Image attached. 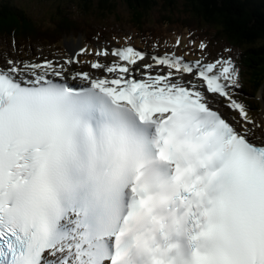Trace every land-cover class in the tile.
Returning <instances> with one entry per match:
<instances>
[{
  "label": "snow or ice",
  "instance_id": "6c2138e0",
  "mask_svg": "<svg viewBox=\"0 0 264 264\" xmlns=\"http://www.w3.org/2000/svg\"><path fill=\"white\" fill-rule=\"evenodd\" d=\"M231 52L6 58L0 264H264V118Z\"/></svg>",
  "mask_w": 264,
  "mask_h": 264
},
{
  "label": "trees",
  "instance_id": "16d2710c",
  "mask_svg": "<svg viewBox=\"0 0 264 264\" xmlns=\"http://www.w3.org/2000/svg\"><path fill=\"white\" fill-rule=\"evenodd\" d=\"M53 1L49 17L42 18L17 0H0V39L62 48L69 36L78 35L93 53L97 38L119 34L107 26L113 17L126 21L132 35L146 42L169 36L171 28L188 41L193 33L198 43L218 36L235 50L240 95L255 112L261 110L257 97L264 92V0H121L127 6L125 19L119 17V0ZM199 25L204 33H199Z\"/></svg>",
  "mask_w": 264,
  "mask_h": 264
},
{
  "label": "rangeland",
  "instance_id": "374dc122",
  "mask_svg": "<svg viewBox=\"0 0 264 264\" xmlns=\"http://www.w3.org/2000/svg\"><path fill=\"white\" fill-rule=\"evenodd\" d=\"M121 0H119L120 2ZM182 1V0H181ZM57 1L50 0L45 1V2H40L39 0H17V3L23 6H26L28 8H31L32 11L37 16H41L42 18H45V15L47 14V17H49L50 13L54 7L55 3ZM127 6L124 5V3L121 1L119 3V13H120V18L125 19L128 16L127 12ZM158 11H156L157 13ZM159 14L157 15V17ZM109 26L110 30L116 31V32H122L121 34L127 33L128 35L132 34V30L130 29L128 23L126 21L118 22V19H115L114 17L109 20ZM161 27V26H160ZM199 33H204L205 29L199 25ZM167 32H170V35H173L175 33V30L173 28L167 29ZM117 36V35H116ZM220 36V35H219ZM105 37V38H102ZM97 38L95 43L93 44L94 47L98 49H102L105 41H111L113 45H116V43H123V44H129V43H137V40H134L131 38V40H126L123 39L122 41L114 40L115 34H111L110 36H102ZM159 42V43H157ZM140 43V42H139ZM174 43V44H172ZM208 47L205 49L203 52L199 49L197 55L192 54L189 57L194 58H201L202 56L208 60L212 61L217 59L220 55H227L228 53H225V49L230 48L232 49L231 55L234 58L235 50L233 49L232 45L227 43L226 41L222 40L218 36H211L209 37V40L205 42ZM186 40H183V44L181 48L175 47V42L173 39H162L160 41H150L147 44H145V47L141 48L138 47L139 49H148L149 51L152 52H157L162 54L165 51H176L178 54L183 52L184 47H186ZM41 44L35 43V44H30L29 47L25 45H19L16 42L12 40H5V39H0V64L4 62L6 58L9 59H16V58H24V59H35V60H42L44 58L48 59H55V60H60L63 61L64 58L72 56L75 52L79 51V49L84 48L83 44V38L82 36H69L66 39L65 45L62 48H57V47H47V46H40ZM78 47V48H77ZM193 47V46H192ZM199 47V43L195 42V46L193 47L194 49ZM237 51V49H236ZM81 61H89L95 59L94 55H89V54H84L81 56ZM109 60L114 59V57H108ZM147 59V58H146ZM235 59V58H234ZM79 67V66H78ZM82 70L84 71H90V68L88 65L84 64L82 66ZM261 101V106L264 108V92H260L259 96L257 97ZM222 102L226 103L223 98H220ZM220 99L219 103L217 105L218 109L222 110L225 115L233 114V115H238L236 113H232L231 110L227 107H223L220 105ZM255 119L261 120L264 118V110L261 111L260 113H254ZM256 135H261L260 132L257 131Z\"/></svg>",
  "mask_w": 264,
  "mask_h": 264
},
{
  "label": "clouds",
  "instance_id": "9594fccd",
  "mask_svg": "<svg viewBox=\"0 0 264 264\" xmlns=\"http://www.w3.org/2000/svg\"><path fill=\"white\" fill-rule=\"evenodd\" d=\"M121 32H119V34H120ZM119 34L116 36V38L114 39V40H118L117 39V37H119ZM133 34V33H132ZM128 35V34H120V38H122L121 40H119V41H122L123 39H125V37H131V38H133V39H135V40H137L133 35ZM175 35H177V36H179V34L178 33H175ZM172 36H166V37H164V39H166V38H171ZM104 38V37H103ZM184 38V37H183ZM163 39V38H162ZM183 40H186V38H184ZM186 43H188L189 44V41H186ZM181 44H183V41L181 42ZM199 45H200V43H199ZM97 50V49H96ZM235 55V54H234ZM235 58V57H234ZM259 96V95H258ZM240 99L241 100H243V101H247L243 96H241L240 95ZM264 110V108H262V106H261V110L259 111V112H261V111H263Z\"/></svg>",
  "mask_w": 264,
  "mask_h": 264
},
{
  "label": "bare ground",
  "instance_id": "6f19581e",
  "mask_svg": "<svg viewBox=\"0 0 264 264\" xmlns=\"http://www.w3.org/2000/svg\"><path fill=\"white\" fill-rule=\"evenodd\" d=\"M30 44V43H29ZM41 46V45H40ZM78 48V47H77ZM82 60V59H81ZM223 107H225V104H222Z\"/></svg>",
  "mask_w": 264,
  "mask_h": 264
}]
</instances>
